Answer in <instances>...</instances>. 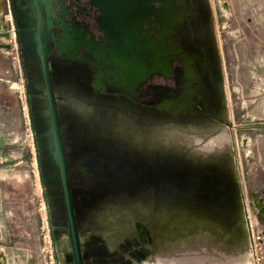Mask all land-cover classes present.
Here are the masks:
<instances>
[{"label":"rangeland","instance_id":"374dc122","mask_svg":"<svg viewBox=\"0 0 264 264\" xmlns=\"http://www.w3.org/2000/svg\"><path fill=\"white\" fill-rule=\"evenodd\" d=\"M173 4L163 38L154 14L139 33L172 53L173 75L131 91L112 51L86 48L110 46L94 0H0V32L14 34L0 40V264H75L62 148L85 264L264 254V0Z\"/></svg>","mask_w":264,"mask_h":264},{"label":"bare ground","instance_id":"6f19581e","mask_svg":"<svg viewBox=\"0 0 264 264\" xmlns=\"http://www.w3.org/2000/svg\"><path fill=\"white\" fill-rule=\"evenodd\" d=\"M173 1L174 0H94V3L102 11L101 15L98 17L106 34L110 38V46L105 47L92 41L91 43H86V48L99 56H103L99 53L101 48L104 54L112 51V61H116L120 68H123L124 75H116L111 69H109V71L116 75V82L126 87L127 90L132 91L156 72L166 76L173 75L174 71L171 63L172 53L169 56L163 57L164 50L159 46L158 39L149 34L146 36L139 35L145 24H151L153 20L151 14H154L155 20L161 25L160 32L163 38L164 32L169 30L173 23L175 15ZM154 2L160 3L161 8H157V6L153 4ZM51 13H53L52 9H49V14ZM13 37L14 34L12 33L9 37L0 36V40L4 42ZM162 38H160V40H162ZM80 44H83V40L71 42L65 46V50L72 55L76 52L77 45ZM4 45H6V43ZM148 57L149 59H147ZM184 63L188 82L194 75V71L192 62L188 57H184ZM5 72L6 71H4V73ZM128 75H131V77ZM102 76L103 72L98 75L95 81V85L98 87L104 86ZM172 101L174 100H167L164 104H170ZM199 140L201 141V139H196L194 144L199 146ZM144 232L145 231H143V233ZM1 257L3 256L1 255Z\"/></svg>","mask_w":264,"mask_h":264},{"label":"water","instance_id":"95a60500","mask_svg":"<svg viewBox=\"0 0 264 264\" xmlns=\"http://www.w3.org/2000/svg\"><path fill=\"white\" fill-rule=\"evenodd\" d=\"M0 36L9 37L10 33L9 32L0 33ZM0 45L10 48V45H2V44ZM41 50L43 53V65H44V75H45V80H46V86H47L48 96L50 99V104H51L52 113H53L54 129L58 133L59 124L56 121V107H55L54 95L52 92V85L50 84V80H49L48 60L46 58L43 46L41 47ZM60 152L62 154L61 174H62V185L64 188V200H65V206H66V211H67V216H68L70 239H71L72 246H73L75 264H85L82 244H81L82 242L81 235H80L78 223H77V217H76V211H75V205H74V197H73L70 176H69V171H68V165H67L64 149L62 148Z\"/></svg>","mask_w":264,"mask_h":264},{"label":"built area","instance_id":"2783aa9c","mask_svg":"<svg viewBox=\"0 0 264 264\" xmlns=\"http://www.w3.org/2000/svg\"><path fill=\"white\" fill-rule=\"evenodd\" d=\"M256 261H257V264H264V254H258L256 252Z\"/></svg>","mask_w":264,"mask_h":264},{"label":"flooded vegetation","instance_id":"af4514ba","mask_svg":"<svg viewBox=\"0 0 264 264\" xmlns=\"http://www.w3.org/2000/svg\"><path fill=\"white\" fill-rule=\"evenodd\" d=\"M161 5V4H160ZM100 11H101V9H100ZM100 16V15H99ZM109 41H110V38H109ZM157 73V72H156ZM154 76V75H153ZM170 77H172V76H170Z\"/></svg>","mask_w":264,"mask_h":264},{"label":"crops","instance_id":"0c3cea01","mask_svg":"<svg viewBox=\"0 0 264 264\" xmlns=\"http://www.w3.org/2000/svg\"><path fill=\"white\" fill-rule=\"evenodd\" d=\"M140 86V85H139ZM136 91V90H135Z\"/></svg>","mask_w":264,"mask_h":264}]
</instances>
